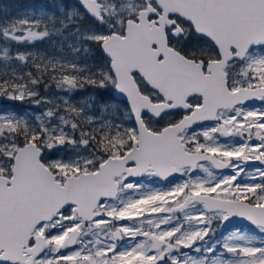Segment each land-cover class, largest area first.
Listing matches in <instances>:
<instances>
[{"label":"snow or ice","instance_id":"1","mask_svg":"<svg viewBox=\"0 0 264 264\" xmlns=\"http://www.w3.org/2000/svg\"><path fill=\"white\" fill-rule=\"evenodd\" d=\"M12 12L0 264H264V0Z\"/></svg>","mask_w":264,"mask_h":264},{"label":"flooded vegetation","instance_id":"2","mask_svg":"<svg viewBox=\"0 0 264 264\" xmlns=\"http://www.w3.org/2000/svg\"><path fill=\"white\" fill-rule=\"evenodd\" d=\"M17 1L18 3H22L26 9L27 8L32 9L37 12L41 8L50 7L52 3L56 2V0H17ZM66 2H71V0H66ZM45 51H50V50L46 48ZM85 95L86 93H77L75 98L80 99V97H83Z\"/></svg>","mask_w":264,"mask_h":264},{"label":"rangeland","instance_id":"3","mask_svg":"<svg viewBox=\"0 0 264 264\" xmlns=\"http://www.w3.org/2000/svg\"><path fill=\"white\" fill-rule=\"evenodd\" d=\"M0 3H6V4L11 5V7L13 8V12L10 13L11 15H15L16 14L15 10H17V9L21 12L28 9V8L26 9L22 3H18L17 0H0ZM48 8L50 9V7H48ZM0 18H2V14H0ZM35 48L38 50H41V51H45V49L48 48L51 51V47L48 43H39L38 42L35 45ZM81 98L82 97H80V99ZM2 107H4V105L0 104V108H2ZM36 111H39V109H37Z\"/></svg>","mask_w":264,"mask_h":264}]
</instances>
